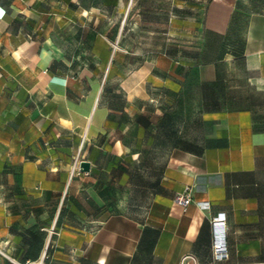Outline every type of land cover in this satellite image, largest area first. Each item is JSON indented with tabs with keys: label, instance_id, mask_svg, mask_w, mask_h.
<instances>
[{
	"label": "crops",
	"instance_id": "1",
	"mask_svg": "<svg viewBox=\"0 0 264 264\" xmlns=\"http://www.w3.org/2000/svg\"><path fill=\"white\" fill-rule=\"evenodd\" d=\"M158 11L199 44L135 54L136 0H0V264H264V0Z\"/></svg>",
	"mask_w": 264,
	"mask_h": 264
},
{
	"label": "rangeland",
	"instance_id": "2",
	"mask_svg": "<svg viewBox=\"0 0 264 264\" xmlns=\"http://www.w3.org/2000/svg\"><path fill=\"white\" fill-rule=\"evenodd\" d=\"M160 0H136V7L140 14L134 20L133 30L129 31L133 39L132 51L135 54L144 51L155 55L164 46L167 50H183L184 46H197L199 39L194 35L176 34L166 30L167 20L164 15H159L158 5ZM167 41V45H165ZM115 47L113 49H117Z\"/></svg>",
	"mask_w": 264,
	"mask_h": 264
},
{
	"label": "built area",
	"instance_id": "3",
	"mask_svg": "<svg viewBox=\"0 0 264 264\" xmlns=\"http://www.w3.org/2000/svg\"><path fill=\"white\" fill-rule=\"evenodd\" d=\"M113 48L117 47V44H112ZM81 143L79 144L78 152L73 156L71 164H70V176H72L75 172L80 169V162L83 160L81 154L79 153ZM191 192L190 188L186 186L180 192H176L174 195V201L185 207L191 202ZM196 205L199 208H207L208 202L207 200H197ZM211 225L213 230V241H212V250L213 255L216 260H222L227 256L226 252V240H225V214L224 212H218L215 216L211 218ZM0 238V243H1ZM0 254L5 256V253L2 251L0 247ZM12 259V258H11ZM184 259V258H183Z\"/></svg>",
	"mask_w": 264,
	"mask_h": 264
},
{
	"label": "water",
	"instance_id": "4",
	"mask_svg": "<svg viewBox=\"0 0 264 264\" xmlns=\"http://www.w3.org/2000/svg\"><path fill=\"white\" fill-rule=\"evenodd\" d=\"M89 168V162L88 161H85V160H82L80 162V169L85 171Z\"/></svg>",
	"mask_w": 264,
	"mask_h": 264
}]
</instances>
